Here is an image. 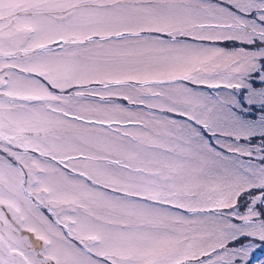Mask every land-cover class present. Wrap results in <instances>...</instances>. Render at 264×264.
<instances>
[{"label":"snow or ice","instance_id":"obj_1","mask_svg":"<svg viewBox=\"0 0 264 264\" xmlns=\"http://www.w3.org/2000/svg\"><path fill=\"white\" fill-rule=\"evenodd\" d=\"M264 0H0V264H264Z\"/></svg>","mask_w":264,"mask_h":264},{"label":"rangeland","instance_id":"obj_2","mask_svg":"<svg viewBox=\"0 0 264 264\" xmlns=\"http://www.w3.org/2000/svg\"><path fill=\"white\" fill-rule=\"evenodd\" d=\"M255 256L258 260H264V249L257 250ZM253 264H256V260H253Z\"/></svg>","mask_w":264,"mask_h":264}]
</instances>
